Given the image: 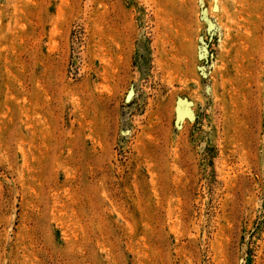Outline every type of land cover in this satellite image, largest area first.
<instances>
[{
    "label": "rangeland",
    "instance_id": "1",
    "mask_svg": "<svg viewBox=\"0 0 264 264\" xmlns=\"http://www.w3.org/2000/svg\"><path fill=\"white\" fill-rule=\"evenodd\" d=\"M0 264H264V0H0Z\"/></svg>",
    "mask_w": 264,
    "mask_h": 264
}]
</instances>
